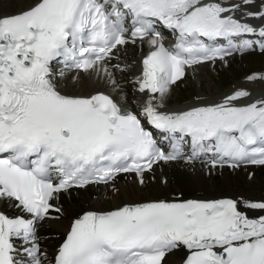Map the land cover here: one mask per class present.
Here are the masks:
<instances>
[{
    "label": "snow or ice",
    "instance_id": "6c2138e0",
    "mask_svg": "<svg viewBox=\"0 0 264 264\" xmlns=\"http://www.w3.org/2000/svg\"><path fill=\"white\" fill-rule=\"evenodd\" d=\"M240 9L211 0H34L0 17V198L32 217L0 213V264H25L17 240L31 245L23 249L28 264H43L36 222L61 211L51 203L59 193L128 172L143 183L154 164L184 158L188 138L189 162L210 153L212 167L264 165V98L240 106L250 93L238 90L212 105L161 110L185 67L253 47L252 40L233 38L258 34L264 50V27L235 18ZM245 15L264 19V8ZM157 23L178 33L174 48L160 42ZM148 37L152 50L137 78L139 92L148 95L139 115L122 111L109 95H63L53 84L59 58L83 72L102 71L116 85L105 62L118 46ZM218 38L228 46H215ZM141 117L167 134L170 151ZM245 208L264 211V202L158 201L86 211L71 224L55 264H162L181 246L188 252L183 264H264V215L250 217Z\"/></svg>",
    "mask_w": 264,
    "mask_h": 264
},
{
    "label": "bare ground",
    "instance_id": "6f19581e",
    "mask_svg": "<svg viewBox=\"0 0 264 264\" xmlns=\"http://www.w3.org/2000/svg\"><path fill=\"white\" fill-rule=\"evenodd\" d=\"M33 2L34 0H0V17L19 13ZM204 2H209V0H204ZM211 2L221 3L222 6L241 4V9L234 15L237 16L236 18L240 19L241 22L248 23L251 26H258L262 22V20H264L249 18L245 15V13L247 12H259L262 8H264V0H254V2L250 5H244L242 3V0H211ZM149 39L151 38L145 39L144 41H136L135 43L129 42L124 46H118L117 49L113 52V56L117 55V52L120 53L116 58V62H105L107 67L112 72L113 78L116 80V85H113L110 82L109 78L102 71L97 72L96 70H91L89 72H69L62 69L56 70V68H54V70L52 71L53 84L55 85L56 89L63 95L89 96L97 93L109 95L114 100V102L121 107L123 111L132 110V106L129 105L127 101L128 97H132L135 102L133 106L136 107L139 112H141L144 101L147 98L148 94L146 92H139L137 78L142 76L143 67L141 64L143 58L152 50L150 44L148 43ZM251 40L253 41L252 48H257L262 42V38L259 36L252 38ZM248 50H244L243 53ZM224 61L225 60L211 62L199 65L194 68L185 69V75L193 73L196 84L200 86V82L203 76L206 75L207 77H209V71L207 72L206 70L207 65ZM199 68L202 69L203 73L200 72L201 70H198ZM65 76L67 77L64 78ZM248 77L236 81L228 87H225V89L218 94L205 93L199 88L200 94H198L197 99L193 98L188 102L177 103L175 105L173 104L171 106H168L167 102L170 99L172 89L179 83V80L171 87L169 93L163 101L165 106L167 107H164L161 110L166 112L181 111L196 106L212 105L221 102L227 95H231L238 90H244L250 93L249 97L238 102L240 106H244L249 103L255 102L256 100L264 98V80L256 79L250 81ZM258 77H264V74H261ZM128 86H132V89H129ZM127 92L130 94L129 96L126 95ZM159 166H163L164 170L162 169V175L165 178L175 179L174 183L178 187V189H176L175 187L176 190H169L168 187L164 189L165 192H158L157 190V192L155 191V194H153L152 196H146L147 188L157 186V182L155 181L156 179H154V177H149L143 179V183H140V177L137 174H124L118 176L111 183L106 185H89L82 189H71L69 191L59 193L58 198L51 201V203L54 205V207H59L61 211L49 212V214L53 215L55 219L49 222V236L47 235V239L42 243L43 248L40 249L41 259L44 262L43 264L55 263L54 260L56 252L55 256L53 255V259L50 257V255L51 253L54 254L53 249L56 247L55 245L58 237H63L68 231L74 219L78 218L82 213L86 211L106 212L125 205L158 201L183 202L187 200L211 201L219 199H233L238 200L241 203H243L244 201L264 202V189L254 188L249 190H242L238 188L237 190H231L230 188L234 186H242L244 184L243 178L246 173L258 171L260 169H263L264 166H242L236 168H210L206 166L207 169L213 170L224 171L227 169L230 171H237V173H234L232 175H227L225 174V172H222V175L225 176L227 181V186H225V188L228 187L227 190L230 189L229 191H226L224 193H214L211 191H206V189L215 188L217 180L211 177H209L208 179L201 177L203 174L202 171L204 170H202V165L198 163H194L192 166L193 169H191L188 168V166H185L182 161H174L168 163L159 162L155 166H153L151 170L143 173V177L149 175L151 171H153V169H157L159 168ZM129 178H132V180L130 181ZM148 185H150V187H148ZM250 185H252V183ZM196 193L199 194L195 195ZM67 197H69L68 200H66ZM81 202H83L82 206L86 202L87 203L82 207L80 206ZM15 205L16 203L8 198H0V212L6 214L10 218L16 215H23V212L20 210V208L16 207ZM243 210L248 216L253 218L264 215V211L261 210H248L246 208ZM77 211L81 212L76 215ZM44 221L45 219L43 220V222ZM15 244L16 247L20 249V255L17 258H22L24 262L28 263L30 258L24 257L23 249L25 247H30L31 245H23L20 240L15 241ZM179 251L181 252V254L179 253ZM182 251L184 252L183 254ZM187 254V249L181 246L168 253L165 256L167 257L169 255L168 259L164 258L162 264H183Z\"/></svg>",
    "mask_w": 264,
    "mask_h": 264
},
{
    "label": "rangeland",
    "instance_id": "374dc122",
    "mask_svg": "<svg viewBox=\"0 0 264 264\" xmlns=\"http://www.w3.org/2000/svg\"><path fill=\"white\" fill-rule=\"evenodd\" d=\"M117 55H114L112 57L111 60H109L111 63L116 62V58L118 57V55L120 53H116ZM201 73H203L202 69H198ZM206 70L209 74V77H207L206 75L203 76L201 82H200V86H198V84H196L195 82V77L193 76V73H189L187 75H185L180 81L179 83L172 89L171 95H170V99L167 102L168 106L171 105H175L177 103H184V102H188L191 99H197V96L199 93V88L205 92V93H215L218 94L221 91H223L225 89V87H228L229 85L233 84L236 81H239L243 78H246L248 76H260L261 74H264V51L262 53H257V52H249L243 56H238V57H232L229 59H226L224 62H218V63H212L210 65H207ZM68 75V74H67ZM67 76H65L64 78H66ZM121 81V80H119ZM209 84V85H208ZM122 85V84H119ZM129 89H132V86H128ZM209 90V91H208ZM126 95H130L128 92L126 93ZM125 95V96H126ZM196 97V98H195ZM127 101L129 103V105H131V109L134 111L138 112V109L136 107L133 106V104H135L134 99L132 97H128ZM164 104V102H163ZM164 107L165 106L164 104ZM185 166H188V168L193 169V164H184ZM202 165V171L203 174L201 177L208 179L209 177L214 178L215 180H217V184L215 188H211V189H206V191H211V192H226L229 191L227 190L228 187L225 188V186H227V181L225 176L222 175V172L227 175H232L234 173H237V171H230V170H224V171H220V170H213V169H207V165H205L204 163H201ZM162 169L163 166H159V168L157 169H153V171H151V173L149 175H147L146 177H143V179L145 178H149V177H154V179H156L155 181L157 182V186L155 187H150V185H148V187L146 190V196H152L153 194H155V191L158 192H165L164 189L168 188L169 190H176L178 189V187L175 185V179L174 178H165L162 175ZM164 170V169H163ZM129 180L131 181L132 178H129ZM244 180V184L242 186H234V187H230L231 190H237L242 189V190H249V189H254V188H259V189H264V168L260 169L258 171H252V173H246V175L243 178ZM242 180V181H243ZM128 181V179H127ZM252 183V185H250ZM177 184V183H176ZM207 184V181H206ZM152 186V185H151ZM112 187V186H111ZM171 187V188H170ZM176 187V189H175ZM117 190V189H116ZM204 193V192H203ZM199 193H196L195 195H198ZM69 197L66 198V200H68ZM71 200V199H70ZM85 202V200H84ZM87 203V202H86ZM86 203L84 205H86ZM83 202H81L80 206H82ZM83 205V206H84ZM89 205V204H88ZM82 206V207H83ZM81 211H77L76 215L78 213H80ZM53 219H55V217L53 215H48V217L46 218V220L43 223H40L41 225H39V229L38 232L36 234V239L37 242H39L41 244V249L43 248V241L47 239V235L50 231V226H49V222L53 221ZM49 236V235H48ZM62 240V236L58 237L57 241H56V247L53 249L54 254L51 253L50 257L53 259V255H55V250L57 249L58 244L60 243V241ZM179 253L181 254V252L179 251ZM184 252L182 251V254ZM169 255L167 257H165V259H168Z\"/></svg>",
    "mask_w": 264,
    "mask_h": 264
},
{
    "label": "water",
    "instance_id": "95a60500",
    "mask_svg": "<svg viewBox=\"0 0 264 264\" xmlns=\"http://www.w3.org/2000/svg\"><path fill=\"white\" fill-rule=\"evenodd\" d=\"M261 27H264V21H263V24L259 28H261ZM259 28H258V30H259Z\"/></svg>",
    "mask_w": 264,
    "mask_h": 264
}]
</instances>
